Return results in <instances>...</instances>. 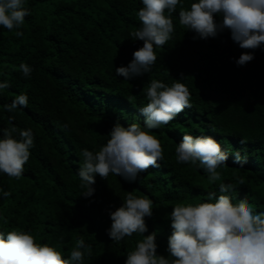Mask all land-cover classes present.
I'll return each instance as SVG.
<instances>
[{"label": "trees", "instance_id": "16d2710c", "mask_svg": "<svg viewBox=\"0 0 264 264\" xmlns=\"http://www.w3.org/2000/svg\"><path fill=\"white\" fill-rule=\"evenodd\" d=\"M196 2L181 0L172 14V38L155 48L151 71L127 81L115 69L127 66L143 46L131 36L142 26L137 15L142 0H25L30 14L19 29L24 35L0 26V83L10 84L0 89V138L13 126L30 128L34 136L23 175L16 179L0 172V189L11 193L0 194V232H30L65 259L82 237L92 248L83 264H125L143 235L117 243L107 230L109 212L122 205L127 192L153 201L144 235L156 232L157 254L165 257L170 213L179 203L204 202L215 192L229 195L233 203L247 198L254 212H264V44L241 49L228 29L215 38L193 39L196 33L179 23V11ZM215 20L220 23L222 16ZM244 51H253L254 59L239 66L236 60ZM21 63L32 67L29 77ZM152 80L167 86L180 80L191 93L190 109L149 130L162 142L164 159L134 182L96 175L94 195L85 198L78 176L82 149L99 151L117 122L143 128L139 109L148 103L144 89ZM21 93L27 94L28 106L7 111L4 106ZM185 134L211 136L229 154L227 165L217 169L221 180L210 182L199 162H176L175 148ZM242 138L246 144L239 143ZM238 149L248 156L243 168L233 162ZM220 183L234 189L220 193Z\"/></svg>", "mask_w": 264, "mask_h": 264}, {"label": "clouds", "instance_id": "9594fccd", "mask_svg": "<svg viewBox=\"0 0 264 264\" xmlns=\"http://www.w3.org/2000/svg\"><path fill=\"white\" fill-rule=\"evenodd\" d=\"M181 0H142L143 7L137 15L142 26L131 33L133 40L143 41V46L134 51L127 66L115 69L116 76L126 81L149 73L157 60L155 48L164 46L174 32L172 14ZM29 10L25 0H0V26L22 37V28ZM222 16L217 23L215 16ZM179 23L196 33L193 39L215 38L225 29L241 49L255 50L264 44V0H198L190 10L181 6ZM254 59L253 51H244L236 60L243 66ZM25 77L33 71L26 63L19 66ZM167 86L159 80L150 81L144 91L148 103L139 109L144 116V127L132 123L128 127L115 123L108 135L110 139L99 151L82 149L83 162L78 176L86 191L85 198L92 197L95 176L107 180L109 174L134 182L138 176L152 168H158L164 159L162 142L149 130L172 122L185 109H190L191 93L181 82ZM10 84L0 83V89ZM28 96L17 95L11 104L5 105L9 112L17 107L26 108ZM11 119L9 122L11 123ZM64 127H67L65 125ZM18 133L19 139L14 137ZM246 144L245 139L239 141ZM34 145L32 130H20L15 126L3 130L0 138V172L19 179L24 172ZM234 151L233 162L243 168L247 153ZM176 162L196 164L199 162L208 174L210 182L221 180L217 171L226 166L229 154L211 136L185 134L175 148ZM243 183V181H241ZM234 189L231 183H220V193ZM3 198L10 192L0 189ZM153 214V201L146 195L136 196L127 192L122 205L110 211L112 221L107 230L113 242H120L134 233L143 239L130 251L125 264H264V212H254L247 198L232 202L229 195L207 193L204 202L179 203L170 213L171 235L168 237V256L157 254L156 232L145 236L148 227L146 217ZM92 255L91 245L81 237L76 240L70 255L64 258L55 246L38 243L30 232L11 230L0 232V264H83L85 256Z\"/></svg>", "mask_w": 264, "mask_h": 264}]
</instances>
